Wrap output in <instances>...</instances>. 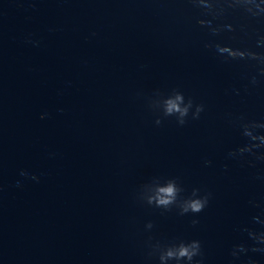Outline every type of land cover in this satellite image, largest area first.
I'll return each instance as SVG.
<instances>
[{"label": "clouds", "instance_id": "obj_1", "mask_svg": "<svg viewBox=\"0 0 264 264\" xmlns=\"http://www.w3.org/2000/svg\"><path fill=\"white\" fill-rule=\"evenodd\" d=\"M186 3L195 12V23L205 30L211 38L203 42V48L210 51L221 63H243L250 69L245 73L246 90L255 89L264 82V31L255 25H264V0H176ZM2 15V12H0ZM52 29H50L51 31ZM97 36L96 32L90 34ZM251 40V44H246ZM24 42L39 47L40 41L32 38L29 33ZM239 95L238 89H232ZM137 99L144 102L146 110L153 117L156 127H163L168 120H174L176 125L183 127L189 121L201 119L206 111L203 102H197L178 87L171 89H153L149 93L137 91ZM62 112L63 109H60ZM47 113H42L40 119H45ZM228 124L236 128L242 143L227 153V158L236 161H246L249 167L255 168L258 162H264V121L248 119L243 114L235 116L225 114ZM52 156L55 153L50 154ZM204 166H211L212 161L205 159ZM226 167V166H225ZM20 175L39 181L36 175L21 171ZM254 179H262L259 175ZM21 187V182H16ZM181 186L178 178L154 175L142 183L134 193V201L150 208L161 209L162 213L175 211L178 216L191 215V224L197 226L198 216L214 199V194L208 190L193 188L188 195ZM254 210L248 223L238 226L240 238L233 242L228 255L229 264L243 261V264H257L254 258L257 254L264 256V206L255 198L248 201ZM145 231L154 228L152 221H148ZM145 259L155 264H204V246L199 239L185 240L173 238L160 240L149 236L144 242Z\"/></svg>", "mask_w": 264, "mask_h": 264}]
</instances>
